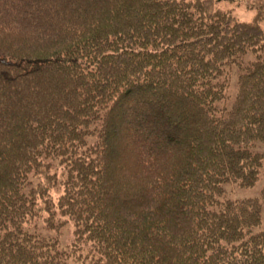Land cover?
Returning <instances> with one entry per match:
<instances>
[{
    "label": "trees",
    "instance_id": "16d2710c",
    "mask_svg": "<svg viewBox=\"0 0 264 264\" xmlns=\"http://www.w3.org/2000/svg\"><path fill=\"white\" fill-rule=\"evenodd\" d=\"M254 9L0 0V264H264Z\"/></svg>",
    "mask_w": 264,
    "mask_h": 264
},
{
    "label": "rangeland",
    "instance_id": "374dc122",
    "mask_svg": "<svg viewBox=\"0 0 264 264\" xmlns=\"http://www.w3.org/2000/svg\"><path fill=\"white\" fill-rule=\"evenodd\" d=\"M214 9L221 11H230L240 21H251L255 17L254 6L264 0H207ZM260 26L264 30V20L260 23ZM230 87L228 89L227 99L225 104H229L234 95L236 94V76L232 75L230 81ZM253 150L263 154V163L260 169V174L257 182L251 187H239L235 184H227L225 186V193L227 198L240 199L248 197H259L264 188V142H256ZM56 193H61L58 190ZM58 195H54L57 197ZM45 216V215H43ZM32 230H37L40 233L52 237H58L63 246H69L73 240L74 227L71 223L66 224L64 227L57 231L48 229L43 224V218H37L34 222ZM69 244V245H68Z\"/></svg>",
    "mask_w": 264,
    "mask_h": 264
}]
</instances>
